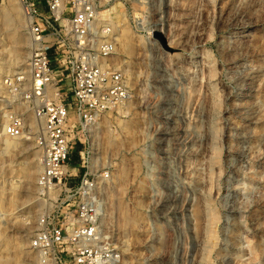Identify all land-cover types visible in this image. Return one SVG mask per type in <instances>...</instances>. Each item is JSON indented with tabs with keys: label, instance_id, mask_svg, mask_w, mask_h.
<instances>
[{
	"label": "rangeland",
	"instance_id": "1",
	"mask_svg": "<svg viewBox=\"0 0 264 264\" xmlns=\"http://www.w3.org/2000/svg\"><path fill=\"white\" fill-rule=\"evenodd\" d=\"M6 2L0 0V62L10 55L15 30L29 55L21 2L20 24L1 17ZM64 2L92 3L109 24L107 15L119 14L136 44L129 55L117 48L115 58L131 70L128 108L103 114L77 140L83 167L79 154L71 157L80 162L77 178L109 174L96 196L104 238L121 249L119 264H264V0ZM5 109L0 104V121ZM26 143L14 155L16 169L38 159L34 142ZM39 170L29 189L16 185L20 198L0 220L9 238L25 239L28 264L37 263L30 239L42 209ZM3 179L0 173V185ZM125 216L137 224L128 233Z\"/></svg>",
	"mask_w": 264,
	"mask_h": 264
},
{
	"label": "built area",
	"instance_id": "2",
	"mask_svg": "<svg viewBox=\"0 0 264 264\" xmlns=\"http://www.w3.org/2000/svg\"><path fill=\"white\" fill-rule=\"evenodd\" d=\"M27 20L29 55L26 68L3 79L8 106L3 134L32 140L40 170L36 199L42 205L30 246L36 264H119L118 243L104 238L100 228L102 201L99 179L78 176L80 162L71 163L77 140L90 133L100 117L131 98L126 73L115 62L117 44L111 25L92 3L64 0H20ZM53 63V64H52ZM25 103L37 130L29 132ZM84 144V142H83ZM76 180L74 184L72 181Z\"/></svg>",
	"mask_w": 264,
	"mask_h": 264
},
{
	"label": "bare ground",
	"instance_id": "3",
	"mask_svg": "<svg viewBox=\"0 0 264 264\" xmlns=\"http://www.w3.org/2000/svg\"><path fill=\"white\" fill-rule=\"evenodd\" d=\"M107 16L113 22V23H110V25L112 26L114 31L117 29V27L119 28L121 27L119 25V22H120L119 14L111 13ZM1 17L7 23L19 22L20 24L21 22H23V18L21 17V14H20V9L17 4V0H7V2L5 3L4 7L1 10ZM24 21H25V18H24ZM114 31L112 32H113L115 42L117 44V48H120L122 52L128 55L134 53V51L136 50V44L133 42V38L129 35L127 30H125L124 28H120L117 32H114ZM26 44H27L26 39L22 37L19 34V32L15 30L12 35V47L10 49V55L7 56L8 57L7 59H3V61L0 62V79H1V73L2 72L10 73L13 69L14 64L15 65L18 64L21 66L23 65L25 61L23 58H26L28 55L27 51H23ZM141 44L142 43L140 42V45ZM119 66L124 72L128 73L129 76L131 75V70L129 69L128 63L121 61L119 63ZM25 68H26V65H25ZM0 93L2 94V96H0V104L3 105V108L8 107L3 102V97L6 95V91L3 87V80L0 81ZM238 94L245 95V93H238ZM127 102L121 105L119 110L124 112V110L128 108ZM17 106L22 109L20 111H23V113H25V121H26V124L29 126V132L34 133V131L37 130V126H38L37 121L34 117V114H32L31 112L27 113V109H28L27 105L23 102L20 104H17ZM7 110L8 109L2 110V118L0 121V150H1L0 159H2V157L3 158L6 157V160L5 159L4 160L8 161L7 164H5V161H0V173L1 175L2 174H5V176L7 175V178H8V179H3V181L1 182L2 184L0 185L1 186L0 188V220L2 216L7 215L6 213L7 209L17 204V201L20 198V195L17 193L18 191L16 189V185L21 184L24 187L26 186L29 189L30 188L29 184H31V182L33 181L35 173H37L38 170L40 169L39 160L37 159L36 155H34L32 159L30 158L29 161L23 160L22 162H20L19 163L20 167L16 169L15 167L16 165H14V162H15L14 155L16 153H22L26 149L25 147H27L26 141H29V140L25 138H20V137L11 138L3 134L2 129L5 124V115H6ZM14 176H18V178L16 177V179H14L13 178ZM165 188L169 189L170 187L166 186ZM28 194L29 193L26 191L25 198L29 196ZM213 219H215V216H213ZM121 220H122L121 228L123 231L127 233H128L127 230H130L129 228H132L134 225H137L133 219L127 216L121 218ZM25 242H26L25 239L23 240L20 237L16 239H11L7 236V234L4 231H0V245L4 246L5 248L3 249L4 252L0 257V264H28L26 262H29L28 257L30 256L28 253L29 250L27 251V244ZM22 257H27V261H25V263H24V258L22 259Z\"/></svg>",
	"mask_w": 264,
	"mask_h": 264
}]
</instances>
